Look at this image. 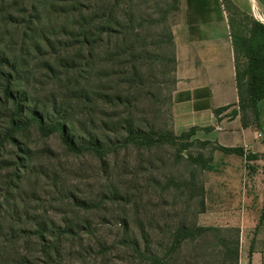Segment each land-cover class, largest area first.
I'll return each mask as SVG.
<instances>
[{
    "label": "trees",
    "instance_id": "trees-1",
    "mask_svg": "<svg viewBox=\"0 0 264 264\" xmlns=\"http://www.w3.org/2000/svg\"><path fill=\"white\" fill-rule=\"evenodd\" d=\"M55 1L61 2L59 7H54ZM223 1L228 12L237 91V109L226 117L238 116L243 128L264 133V24ZM255 1L264 10V0ZM162 4V15L151 19L149 25H163L170 13L179 12V0ZM51 12L55 19H63L55 31L43 25ZM140 12V0H0V114L7 120L5 127H0V150L7 144L16 146L23 154L19 159L21 167L26 170V161L32 156L26 139L34 132L40 138L55 137L70 153L94 155L105 169L110 157L122 149L149 150L181 141L177 152L186 153L184 157L198 170H210L209 162L201 154L193 157L188 152L193 144L187 141L198 128L176 136L170 131L144 127L136 118L141 87L139 60L144 53L142 34L147 30ZM236 17L241 18L236 21ZM162 42H157L158 49ZM164 45L172 50L166 61L173 65L171 72L176 83L171 27ZM40 79L43 81L39 82ZM38 83L48 93L43 98H39ZM232 106L217 108L213 113L219 118ZM154 135H159L158 139L153 140ZM199 146L242 155L241 149L224 148L209 141H201ZM175 188L183 191L187 203L197 198V215L205 211L204 186L196 180V171L192 170L187 180L177 182ZM73 201L83 209L89 207L84 201ZM35 220L33 228L21 229L19 236L37 242L33 258L43 257L45 264H61L62 245L72 227L57 226L46 214ZM160 227H154L158 239L166 233ZM211 233L224 251V261L217 264H238V228L200 226L188 221L185 215L168 232L169 246L164 255L160 243L152 247L143 241L141 249L140 240L127 239L145 264H165V258L172 261L185 243L203 241ZM10 253L19 255L13 248ZM6 256L1 250L0 264L28 262L27 256L20 257L18 263Z\"/></svg>",
    "mask_w": 264,
    "mask_h": 264
},
{
    "label": "rangeland",
    "instance_id": "rangeland-1",
    "mask_svg": "<svg viewBox=\"0 0 264 264\" xmlns=\"http://www.w3.org/2000/svg\"><path fill=\"white\" fill-rule=\"evenodd\" d=\"M163 1L166 0H140L138 15L147 30L142 34L144 53L139 60L141 87L136 118L144 127L170 131L178 136L182 132L176 133L173 125L176 83L171 72L173 65L166 61L172 50L164 45L167 29L176 21L177 14L170 13L163 25L148 24L162 15ZM225 1L237 6L236 0ZM60 3L55 1L54 7H59ZM239 9L264 24L263 9L261 12L256 6L250 10ZM50 15L43 25L55 31L63 19H55L52 12ZM161 40L163 45L158 49ZM37 89L39 98H43L46 91L42 83L37 84ZM6 122L0 114V127ZM1 133L0 130V136ZM199 136L197 131L187 141L193 144L188 152L193 157L201 154L209 162L210 170H198L184 157L186 153H178L181 141L177 145H159L149 150L122 149L110 157L105 169L94 155L70 153L55 137L40 138L32 132L26 139L32 156L26 161L24 170L19 160L23 154L16 146L7 144L0 150V251L15 263L27 256L26 264H45L43 257L33 258L38 250L34 238L19 236V231L32 229L35 219L46 214L57 226H69L73 230L63 242L61 264H145L127 237L140 240L141 249H144L143 241L152 247L160 243L164 249L161 255H164L169 246L168 232L183 215L200 226L214 220L207 213L197 215V198L187 203L183 191L175 188L177 182L187 180L192 170L196 171V180L202 183L212 180L211 176L221 165L214 161L215 150L210 146L200 148ZM180 155L183 157L179 160ZM258 166L264 173V164ZM252 168L254 166L249 165L250 174ZM74 198L86 202L88 209L79 207ZM158 225L166 232L164 238L161 233L159 239L155 236L154 227ZM11 248L20 256L10 253ZM223 252L211 233L203 241L185 243L172 261L165 258V264H217L224 261Z\"/></svg>",
    "mask_w": 264,
    "mask_h": 264
},
{
    "label": "crops",
    "instance_id": "crops-1",
    "mask_svg": "<svg viewBox=\"0 0 264 264\" xmlns=\"http://www.w3.org/2000/svg\"><path fill=\"white\" fill-rule=\"evenodd\" d=\"M239 8L258 7L255 0H236ZM223 0H179L171 26L176 58L173 125L176 133L198 128L199 139L242 155L214 153L221 165L204 180L205 211L214 218L202 226L238 228V264H264V141L256 128H243L236 110L237 91L228 12ZM250 6V8H249ZM233 105L215 117L217 108ZM206 128H209L208 130ZM246 146V157L244 148ZM252 156L254 159H248ZM249 165H253L250 174Z\"/></svg>",
    "mask_w": 264,
    "mask_h": 264
},
{
    "label": "built area",
    "instance_id": "built-area-1",
    "mask_svg": "<svg viewBox=\"0 0 264 264\" xmlns=\"http://www.w3.org/2000/svg\"><path fill=\"white\" fill-rule=\"evenodd\" d=\"M257 137L259 138V139H262L263 141H264V135H262L261 133H258L257 134ZM246 146H245V148H244V156L246 157Z\"/></svg>",
    "mask_w": 264,
    "mask_h": 264
}]
</instances>
